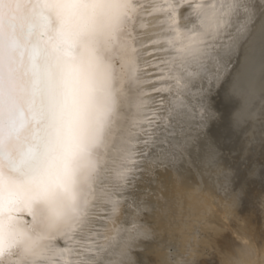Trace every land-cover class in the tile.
Returning <instances> with one entry per match:
<instances>
[{
  "label": "snow or ice",
  "instance_id": "obj_1",
  "mask_svg": "<svg viewBox=\"0 0 264 264\" xmlns=\"http://www.w3.org/2000/svg\"><path fill=\"white\" fill-rule=\"evenodd\" d=\"M257 88L264 0H0V264H133L152 233L117 221L182 210L194 151L230 206L264 198V111L257 137L229 107Z\"/></svg>",
  "mask_w": 264,
  "mask_h": 264
},
{
  "label": "bare ground",
  "instance_id": "obj_2",
  "mask_svg": "<svg viewBox=\"0 0 264 264\" xmlns=\"http://www.w3.org/2000/svg\"><path fill=\"white\" fill-rule=\"evenodd\" d=\"M229 67H220L219 78L211 85L212 95L219 91ZM194 83L195 87L187 95L195 128V122L200 119L195 108L197 96L201 94V87L205 94L208 93L209 83L207 79L203 85L199 81ZM229 107L241 115L245 114L244 110L247 108L248 126L254 128L256 131L253 134L259 137L260 118L264 111V99H261L259 88L251 100L238 96ZM210 124V121H203V125ZM256 147L259 148L258 143ZM156 171L161 173V179L167 186L175 184L173 174H165L162 169ZM181 178L182 187L179 192L183 199L182 210L170 203V211L166 214L149 210L145 218L144 213L130 211L117 221L127 230L122 233L126 239L136 235L131 231L133 224L141 232L152 233L153 238L147 242V246L140 243L133 247L130 257L133 264L137 260L143 264H231L232 261H238V264H264V247H261L264 241L260 240L264 233V198L259 191L257 190L253 199L241 206H230V202L226 201L229 182L218 170L207 165L203 151L193 152L191 166L185 165L181 170ZM184 193H192V198L187 199ZM200 200L206 202L203 208L198 204ZM249 236L253 237L256 244V250L252 252L240 247ZM244 247L247 248L248 245Z\"/></svg>",
  "mask_w": 264,
  "mask_h": 264
}]
</instances>
